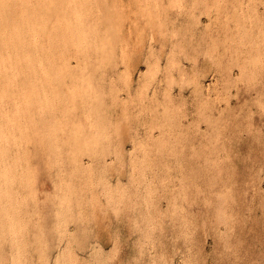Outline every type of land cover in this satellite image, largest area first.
I'll list each match as a JSON object with an SVG mask.
<instances>
[{
	"label": "rangeland",
	"instance_id": "rangeland-1",
	"mask_svg": "<svg viewBox=\"0 0 264 264\" xmlns=\"http://www.w3.org/2000/svg\"><path fill=\"white\" fill-rule=\"evenodd\" d=\"M60 1L0 72V264H264V0Z\"/></svg>",
	"mask_w": 264,
	"mask_h": 264
},
{
	"label": "bare ground",
	"instance_id": "bare-ground-1",
	"mask_svg": "<svg viewBox=\"0 0 264 264\" xmlns=\"http://www.w3.org/2000/svg\"><path fill=\"white\" fill-rule=\"evenodd\" d=\"M76 1V0H75ZM78 1V0H77ZM87 1V0H86ZM109 1H111V0H109ZM135 1V0H134ZM138 1V0H137ZM143 1V0H142ZM159 1V0H158ZM61 1L60 0H0V72L2 71V70H4L7 66H11V64L12 63H14L15 65L18 63V65H19V62H21V63H23V67L21 68V70L22 71H25V72H28L29 73V75L28 76H30V73H32L33 75H34V71L37 69H44V67H41V64H40V59H39V57L40 56H42L43 54L42 53H39V49H40V46H41V44H43V40H44V38L45 37H47V39H45V40H47V44L46 43H44V44H46L47 45V47H49V45H51V46H53V44H57V46L56 47H58L59 49H65V47H66V45H67V42H66V39L64 38V37H60V39L59 40H57V37H56V33H51L52 31H47V29H46V27L48 26L49 27V24H50V21H49V18H50V14H51V9H53V8H55L56 7V5L58 4L59 5V3H60ZM64 2V1H63ZM71 2H72V0H71ZM107 2V1H106ZM118 2V1H117ZM127 2V1H126ZM125 2V3H126ZM154 2V1H153ZM66 3V2H65ZM65 3H62V5L63 4H65ZM83 3V2H82ZM119 3V2H118ZM121 3H124V2H121ZM142 3V2H141ZM160 2H158V4H159ZM187 3V2H186ZM61 4V3H60ZM77 4V3H76ZM84 4V3H83ZM138 4V3H137ZM136 4V5H137ZM149 4V3H148ZM66 5V4H65ZM140 5V4H139ZM142 5V4H141ZM144 5V4H143ZM146 5V4H145ZM187 5V4H186ZM216 5V4H215ZM16 6H18L19 8H20V10L18 11V15L17 14H14L13 13V7H16ZM60 6V5H59ZM64 6V5H63ZM71 6V5H70ZM69 6V7H70ZM155 6V5H154ZM160 6V5H159ZM158 6V7H159ZM58 7V6H57ZM56 7V8H57ZM68 7V6H67ZM148 7H150V6H148ZM55 8V9H56ZM60 8H63V7H60ZM79 9H80V7H78ZM94 8V7H93ZM104 8H106V7H104ZM127 7H125V9H126ZM142 8V7H141ZM141 8H139V9H141ZM58 9V8H57ZM64 9V8H63ZM75 9V8H74ZM161 9V8H160ZM64 10H66V9H64ZM81 10V9H80ZM99 10V9H98ZM129 10V9H128ZM162 10V9H161ZM54 11V10H53ZM56 11V10H55ZM58 11V10H57ZM109 11V10H108ZM151 11V10H150ZM65 12V11H64ZM84 12V11H83ZM89 12V11H88ZM129 12V11H128ZM140 12V11H139ZM166 12V11H165ZM55 13V12H54ZM53 13V14H54ZM57 13H61V11H59V12H57ZM68 13V12H67ZM85 13V12H84ZM113 13V12H112ZM127 13V12H126ZM142 13V12H141ZM146 14H147V12H145ZM151 13H153V12H151ZM167 13V12H166ZM62 14V13H61ZM70 14V13H69ZM68 14V15H69ZM59 15V14H58ZM88 15V14H87ZM81 16V15H80ZM118 16V15H117ZM147 16V15H146ZM166 16V15H165ZM168 16V15H167ZM51 17H53V16H51ZM55 17H56V14H55ZM61 17V16H60ZM63 17V16H62ZM62 17L61 18H58L57 17V20L54 18L53 20H55V21H59L58 23H60V22H62V23H60V24H62L63 25V27H62V29L65 27V22L66 23H68V21H69V18H68V21H65V20H63L62 19ZM64 17H66L65 19H67V16H64ZM63 17V18H64ZM111 17V16H110ZM120 17V16H119ZM160 17V16H159ZM102 18V17H101ZM125 19V18H124ZM65 21V22H64ZM81 21V20H80ZM79 21V22H80ZM52 22V21H51ZM54 22V21H53ZM52 22V24H50L51 25V27L53 26L54 27V25L53 24H55V23H53ZM124 22V21H123ZM57 23V24H58ZM70 23V22H69ZM71 23H73V22H71ZM77 24V23H76ZM92 24V23H91ZM90 24V25H91ZM78 25V24H77ZM86 25V24H85ZM89 25V24H88ZM93 25V24H92ZM108 25V24H107ZM97 26V25H96ZM66 27H67V29H66ZM64 29L65 30H67L68 31V33H70L71 31V28H72V24H71V26H66ZM77 27V26H76ZM75 27V28H76ZM78 27L80 28V25H78ZM85 27V26H84ZM83 27V28H84ZM87 27V26H86ZM110 27V26H109ZM61 28V27H60ZM88 28H90L89 26H88ZM92 28V27H91ZM107 28V27H106ZM51 30H53L54 31V28L52 29V28H50ZM56 30L58 29V26H57V28H55ZM61 29V30H62ZM94 29V28H93ZM92 29V30H93ZM98 29V28H97ZM99 29H100V26H99ZM115 29V28H114ZM74 30H78L77 28L76 29H73L72 31H74ZM96 30V29H95ZM101 30V29H100ZM108 30H109V28H108ZM118 30H120V28L118 29ZM79 31V30H78ZM103 31V30H102ZM101 31V32H102ZM106 31H107V29H106ZM110 31V30H109ZM75 32V31H74ZM58 33V32H57ZM62 33V32H61ZM60 33V34H61ZM64 33H65V31H64ZM63 33V34H64ZM88 33H89V30H88ZM91 33V32H90ZM72 34V33H71ZM93 34H95V32H92V35ZM97 34H98V32H97ZM101 34V33H100ZM77 34H74V36H76ZM80 36L81 35H84V34H82V33H80L79 34ZM79 35H77V37L79 36ZM90 36H91V34H89ZM59 36L60 35H58V38H59ZM68 36V35H67ZM72 36V35H71ZM71 36H70V38H71ZM80 36L77 38V39H79L80 38ZM66 37V36H65ZM73 37V36H72ZM83 37H85V36H83ZM83 37H81V38H83ZM87 37V36H86ZM93 37V36H92ZM123 37V36H122ZM137 37V36H136ZM76 38V37H75ZM80 38V39H81ZM88 38V37H87ZM86 38V39H87ZM94 38V37H93ZM93 38H91V39H93ZM111 38V37H110ZM79 39V40H80ZM90 39V40H91ZM104 39V38H103ZM71 40V39H70ZM88 40H89V38H88ZM74 41H77V40H74ZM94 41V40H93ZM92 41V42H93ZM98 41V40H97ZM104 41H106V40H104ZM107 41H108V39H107ZM72 42V41H71ZM81 42H82V39H81ZM84 42H86L85 41V39H84ZM90 42V41H89ZM95 42V41H94ZM83 43V42H82ZM120 43V42H119ZM44 44L42 45V46H44ZM73 44V43H72ZM79 44V43H78ZM78 44L76 45V46H78ZM88 44V43H87ZM94 44V43H93ZM106 44H108V43H106ZM55 45H54V50H55ZM102 45V44H101ZM109 45H111V44H108V46ZM70 46V45H69ZM69 46H67V47H69ZM97 46H99V45H97ZM103 46V45H102ZM106 46V45H105ZM112 46V45H111ZM111 46H109V48H108V51H111L112 52V50H109L110 48H111ZM101 46H99V48H100ZM107 47V46H106ZM106 47H103V49L105 48V50L107 49ZM121 47V46H120ZM43 48V47H42ZM51 48V47H50ZM76 48V47H75ZM83 48V47H82ZM95 48V47H94ZM114 48H116V46L114 47ZM114 48H112L113 50H114ZM124 48V47H123ZM45 49H47L46 47H45ZM73 49V48H72ZM48 50H49V48H48ZM52 51H53V49H51ZM76 50H77V48H76ZM79 50V49H78ZM81 50V49H80ZM86 50V49H85ZM90 50V49H89ZM3 51H5L6 52V56H4L3 55ZM46 51V50H45ZM51 51V52H52ZM58 51V50H57ZM56 51V52H57ZM60 51V50H59ZM70 51V50H69ZM88 51V50H87ZM95 51V50H94ZM97 51V50H96ZM100 51V50H99ZM107 51V50H106ZM78 52V51H77ZM101 52V51H100ZM110 52V53H111ZM47 53V52H46ZM95 53V55H96V52H94ZM55 54V53H54ZM57 54V53H56ZM75 54V53H74ZM76 55V54H75ZM91 55V54H90ZM102 55V54H101ZM105 55V54H104ZM107 55V54H106ZM105 55V56H106ZM45 56H47V54L45 55ZM58 56V55H57ZM104 56V57H105ZM110 56H112V55H110ZM43 57V56H42ZM48 57H50V56H48ZM59 57H61V56H59ZM59 57H57V59L59 58ZM79 57V56H78ZM81 57H82V55H81ZM68 58V57H67ZM101 58V57H100ZM108 58V57H107ZM44 59V58H43ZM42 59V60H43ZM83 60H84V58H82ZM102 59V58H101ZM49 60L50 59H48L47 60V58L46 59H44V61H46V62H49ZM52 60V59H51ZM55 60H56V57H55ZM66 61V60H65ZM113 61V60H112ZM82 62V61H81ZM99 62H101L100 60H99ZM103 62L104 61H102V65H104L103 64ZM65 63V62H64ZM64 63H62L59 67H65V65H64ZM96 63V62H95ZM109 63V62H108ZM49 64V63H48ZM66 64H68L67 62H66ZM17 65V66H18ZM44 65V64H43ZM69 65V64H68ZM67 65V66H68ZM98 65H100V64H98ZM109 65V64H108ZM75 66V65H74ZM90 66V65H89ZM105 66V65H104ZM14 68H15V66H13ZM72 67V66H71ZM80 67H84L83 65L82 66H80ZM19 68V67H18ZM17 68V69H18ZM66 68H69V67H66ZM11 69H12V67H11ZM47 69V68H46ZM64 69V68H63ZM72 69H74V67L72 68ZM77 69H79V68H77ZM20 70V71H21ZM51 70H52V68H51ZM58 70H59V68H58ZM60 70H62V69H60ZM65 70V69H64ZM64 70H62V71H64ZM71 70V69H70ZM81 70H83V69H81ZM15 71V70H14ZM20 71H19V73H20ZM68 71H69V69H68ZM84 71V70H83ZM7 71H5V73H6ZM45 72H46V70H45ZM65 73H66V71H64ZM12 73V72H11ZM35 73H36V71H35ZM43 74V73H42ZM53 74V73H52ZM3 75H5V74H3L2 73V76ZM36 75V74H35ZM40 75V74H39ZM19 76H21V73H20V75ZM23 76V75H22ZM25 76V75H24ZM28 76H27V78H28ZM32 76V75H31ZM43 76H44V74H43ZM13 77V76H12ZM52 77V76H51ZM58 77V76H57ZM57 77H55V78H57ZM25 78V77H24ZM27 78H26V80H25V83H26V81H27ZM31 78V77H30ZM53 78V77H52ZM60 78V77H59ZM68 78V77H67ZM13 79V78H12ZM20 79H22V77H20ZM32 79V78H31ZM41 79V78H40ZM51 79V78H50ZM54 79V78H53ZM61 79V78H60ZM15 80V79H14ZM23 80V81H24ZM33 80H35V79H33ZM28 81H29V79H28ZM37 81H39V80H37ZM43 81H45V80H43ZM59 81V80H58ZM57 81V82H58ZM63 81V80H62ZM15 82H16V80H15ZM34 82V81H33ZM40 82H42L41 80H40ZM46 82V81H45ZM45 82L43 83V84H45ZM70 82V81H69ZM11 83V82H10ZM22 83H24V82H21V84ZM28 83V82H27ZM26 83V84H27ZM47 83V82H46ZM20 84V85H21ZM27 85H29V87H30V83L29 84H27ZM40 85V84H39ZM38 85V86H39ZM59 85H61V83L60 84H58V87H59ZM22 87L23 86H25V85H21ZM33 86V85H32ZM46 86H47V84H46ZM51 86V88H52V85H50ZM53 86H55V85H53ZM7 87H8V81H7V79L6 80H4V81H1L0 82V97H6L7 95H8V91H7ZM37 86L35 85V88H36ZM40 87H41V85H40ZM39 87V88H40ZM56 88H57V86H55ZM55 87L52 89V90H54L55 89ZM61 87V86H60ZM59 87V88H60ZM20 88V87H19ZM26 88V87H25ZM38 88V89H39ZM62 88V87H61ZM40 89H42V88H40ZM39 89V90H40ZM25 90V89H24ZM33 90H34V88H33ZM46 90V89H45ZM10 91H11V89H10ZM12 91H14V90H12ZM20 91H22V90H20ZM30 91V90H29ZM44 91V90H43ZM49 92H51L50 91V88H49V90H48ZM59 92V91H58ZM10 93V92H9ZM33 93V92H32ZM30 94V92L28 93V94H30V95H32V96H30V95H28V96H30L32 99H33V97H34V95L33 94ZM52 93V92H51ZM53 93H56V89H55V91L53 92ZM17 94V93H16ZM21 94V93H20ZM39 94V93H38ZM41 94H43V93H41ZM10 95V94H9ZM18 95V94H17ZM37 95V94H36ZM48 95V94H47ZM55 95V94H54ZM59 95V94H58ZM26 96V95H25ZM39 96V95H38ZM38 96H36L35 98H38ZM49 97H51L50 95H48ZM14 96H12V98H13ZM18 97V96H17ZM21 97V96H20ZM20 97L19 98H17V99H19L20 100ZM55 98L56 99V97H58V96H52V98ZM60 97H62L61 95H60ZM16 98V97H15ZM22 98V97H21ZM26 98V97H25ZM31 98H29V99H31ZM42 98V97H41ZM44 98V97H43ZM3 99V98H2ZM7 99H8V97H7ZM54 99V100H55ZM9 100H10V98H9ZM22 100V99H21ZM24 100V99H23ZM40 100V99H39ZM45 100V99H44ZM58 100V99H57ZM56 100V101H57ZM59 100H61V99H59ZM64 100H66V99H64ZM13 101V100H12ZM29 101V100H28ZM55 101V102H56ZM11 102V101H10ZM13 102H15V101H13ZM12 102V104H14ZM31 102H32V100H31ZM34 103H35V101H33ZM46 102V101H45ZM44 102V103H45ZM49 102V101H48ZM50 102H52V101H50ZM61 101H59V103H60ZM64 102V101H63ZM58 103V102H57ZM33 104V103H32ZM38 104V103H37ZM23 105V104H22ZM21 106V105H20ZM36 106V105H35ZM10 107H12V106H10ZM14 107V106H13ZM24 107V106H23ZM26 107H27V105H26ZM38 108H42L41 106L39 107V106H37ZM47 107V106H46ZM37 108V109H38ZM7 109V108H6ZM31 109V108H30ZM29 109V110H30ZM34 109H36V107H34ZM13 110V109H12ZM16 110V109H15ZM25 111V110H24ZM23 111V112H24ZM13 112H15V111H13ZM27 112V111H26ZM31 112V111H30ZM35 112V111H34ZM37 112V111H36ZM35 112V113H36ZM4 113V112H3ZM9 113V112H8ZM25 113V112H24ZM32 113V112H31ZM15 114V113H14ZM22 114V113H21ZM27 114V113H26ZM30 114V113H29ZM33 114V113H32ZM37 114H39V113H37ZM10 115H11V113H10ZM16 115V114H15ZM15 115H13V116H15ZM18 115V114H17ZM19 116H23V114L22 115H19ZM26 116H28V115H26ZM7 117V116H6ZM11 117H12V115H11ZM18 117V116H17ZM28 117H30V116H28ZM1 118V117H0ZM26 118V117H25ZM21 119V118H20ZM22 119H23V117H22ZM21 119V120H22ZM27 119V118H26ZM33 119V118H32ZM7 121V120H6ZM16 121H18V120H16ZM15 121V122H16ZM23 121H25V120H23ZM34 122V121H33ZM36 122H37V120H36ZM7 123V122H6ZM25 123V122H24ZM28 123H30V122H28ZM16 124H18V123H15L14 125L16 126ZM20 124H21V122H20ZM31 124V123H30ZM2 125V124H1ZM1 125H0V127H1ZM5 125V124H4ZM9 125L10 124H8L7 123V127H9ZM29 125V124H28ZM32 125V124H31ZM34 125V124H33ZM21 126V125H20ZM35 126V125H34ZM37 126V125H36ZM3 127V126H2ZM11 127V126H10ZM29 129V128H28ZM32 129V128H31ZM30 129V130H31ZM6 130V129H5ZM13 130V129H12ZM33 130V129H32ZM18 131V130H17ZM17 131H15V132H17ZM6 132H8V131H6ZM10 132H11V130H10ZM32 132V131H31ZM38 132V131H37ZM25 133V132H24ZM38 134H40V133H38ZM31 135V134H30ZM24 136H26V134L24 135ZM10 137V136H9ZM19 137V136H18ZM21 137H22V135H21ZM20 137V138H21ZM12 138V137H11ZM19 138V139H20ZM31 138H33L32 136H31ZM17 139V138H16ZM18 139V141H20ZM1 140H2V134H1V132H0V142H1ZM32 140H34V139H32ZM22 141H23V139H22ZM29 141V140H28ZM4 142V141H3ZM10 142V141H9ZM9 142H6V143H9ZM13 142V141H12ZM15 142V141H14ZM24 142H26V140L24 141ZM33 142H35V141H33ZM11 143V142H10ZM10 143H9V145H10ZM29 143V142H28ZM5 144V143H4ZM14 144V143H13ZM15 144H17V142L15 143ZM34 144H36V142L34 143ZM33 144V145H34ZM24 146H25V144H23ZM30 145V144H29ZM28 145V146H29ZM32 145V146H33ZM3 146H5V145H3ZM21 146V145H20ZM81 146V145H80ZM7 147V146H6ZM9 147V146H8ZM16 147V146H15ZM27 147V146H26ZM10 148V147H9ZM11 148H12V146H11ZM11 148H10V150H11ZM22 148H23V146H22ZM25 148V147H24ZM23 148V149H24ZM36 148H37V145H36ZM35 148V149H36ZM2 149V151L4 152V149L3 148H1ZM14 149V148H13ZM6 150H7V148H6ZM9 150V151H10ZM17 150V149H16ZM82 150V149H81ZM33 151V150H32ZM12 152V151H11ZM16 152V151H15ZM79 152H81V151H79ZM85 152V151H84ZM87 152V151H86ZM6 153L8 154V152L6 151ZM29 153V152H28ZM82 154V153H81ZM9 155V154H8ZM11 155H13V154H11ZM10 155V156H11ZM16 155V157H17V154H15ZM22 155V154H21ZM26 155V154H25ZM4 156H6V155H4ZM14 156V155H13ZM12 156V157H13ZM24 156V155H23ZM29 156H31V155H29ZM2 157V156H1ZM5 158V157H4ZM7 158V161H8V157H6ZM21 159H22V157H20ZM24 158H25V156H24ZM1 159V158H0ZM10 159V158H9ZM4 160V159H3ZM12 160V159H11ZM18 160V159H17ZM19 161V160H18ZM22 161V160H21ZM21 161H19V162H21ZM2 162V161H1ZM15 162V161H14ZM29 163V162H28ZM6 164H8V162L6 163ZM19 164V163H18ZM2 165H3V163H2ZM13 166L15 165V163L14 164H12ZM21 165V164H20ZM24 165H25V163H24ZM28 165V164H27ZM18 167H19V165H18ZM28 167V166H27ZM26 167V165H25V168H27ZM20 168V167H19ZM1 169H3V168H1ZM12 169V168H11ZM15 169V168H14ZM21 169V168H20ZM25 170V169H24ZM14 171V170H13ZM4 172V171H3ZM15 172V171H14ZM18 172V171H17ZM20 172V171H19ZM24 172V171H23ZM6 173H8V172H6ZM5 173V174H6ZM10 173V172H9ZM16 173V172H15ZM14 173V174H15ZM3 174V173H2ZM13 174V173H12ZM14 174H13V176H14ZM20 174V173H19ZM25 174V173H24ZM4 175V174H3ZM2 175V176H3ZM11 175V173L8 175V176H10ZM21 175V174H20ZM7 176V177H8ZM13 176H11L12 178H13ZM23 176V175H22ZM25 176V175H24ZM31 176V175H30ZM29 176V177H30ZM33 176V175H32ZM2 178V177H1ZM9 179H10V177H8ZM15 178H16V176H15ZM19 177H17V179H18ZM25 178V177H24ZM30 178H32V177H30ZM5 178H3V179H1L2 181L4 180ZM8 180V179H7ZM6 180V181H7ZM12 180V179H11ZM21 180V179H20ZM23 180V179H22ZM21 180V181H22ZM25 180H26V178H25ZM10 181V180H9ZM16 181V180H15ZM20 181V182H21ZM24 181V180H23ZM1 182V181H0ZM19 182V183H20ZM18 183V182H17ZM19 183H18V186H19ZM22 183V182H21ZM28 184H30L31 185V183H28ZM1 185V184H0ZM16 185V184H15ZM13 186H14V184H13ZM22 186V185H21ZM3 187H4V185H3ZM6 187V186H5ZM23 187V186H22ZM16 188V187H15ZM19 188H20V186L17 188L18 189V191H19ZM24 188V187H23ZM11 189V188H10ZM70 190V189H69ZM12 191H14V190H12ZM9 192V191H8ZM16 192V191H15ZM12 193V192H11ZM13 194V193H12ZM17 194H19V192L17 193ZM10 195V194H9ZM8 195V196H9ZM14 195V194H13ZM30 195V194H29ZM12 196V195H11ZM32 196V195H31ZM5 197V196H4ZM12 197H14L15 198V196H12ZM63 197V196H62ZM71 197V196H70ZM18 199V198H17ZM12 200H13V198H12ZM3 201V200H2ZM15 201H17V200H15ZM3 202H5V201H3ZM22 202V201H21ZM66 206V205H65ZM2 207V206H1ZM5 209V208H4ZM7 209H9L10 210V207L9 208H7ZM58 209V208H57ZM1 210V209H0ZM12 211V210H11ZM15 211V213L17 212L15 209H13V211L12 212H14ZM8 212V211H7ZM4 214V213H3ZM12 214V213H11ZM9 215H10V211H9ZM13 215V214H12ZM2 217H4V216H2ZM11 222V221H10ZM1 231V230H0ZM8 234V233H7ZM3 235H1V237H2ZM5 236V235H4ZM7 236V235H6ZM11 237H12V235H10ZM9 236V237H10ZM62 236V235H61ZM11 239H13V237L11 238ZM4 244V243H3ZM10 244V243H9ZM22 244V243H21ZM51 244V243H50ZM4 246V245H3ZM27 246V245H26ZM10 247V246H9ZM13 249V248H12ZM1 252H3V251H1ZM1 252H0V254H1ZM3 260V259H2ZM61 261V260H60Z\"/></svg>",
	"mask_w": 264,
	"mask_h": 264
}]
</instances>
